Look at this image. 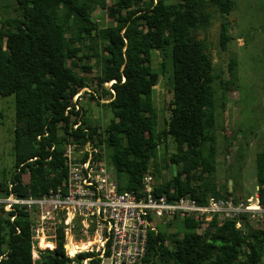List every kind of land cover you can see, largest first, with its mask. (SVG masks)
<instances>
[{"label":"trees","instance_id":"trees-1","mask_svg":"<svg viewBox=\"0 0 264 264\" xmlns=\"http://www.w3.org/2000/svg\"><path fill=\"white\" fill-rule=\"evenodd\" d=\"M14 1L17 16L0 21V95L14 94L15 110L14 173L8 182H0V194L40 196L61 184L68 136L110 147L118 189L136 192L159 144L169 135L174 142L166 164L170 179L156 185V192L169 198L189 195L201 203L211 196L227 197V186L219 189L213 181L212 60L197 34L209 27L217 12L224 18L218 45L227 48L231 39L228 0H143L137 7L134 0H111V22L103 27L91 13L96 6L104 9L105 0ZM70 29H74L73 37L68 35ZM81 34L94 43L98 38L103 41L99 83L110 82L102 87V95L108 96L105 105L112 117L100 133L96 126H81L85 123L82 109L72 99L85 86L73 70L78 51L74 43ZM152 51L162 56V72L164 60L172 66L170 115L161 131L155 130L151 98L159 77L151 67ZM234 64L229 58L228 71ZM78 121L77 128H72ZM255 168L256 193L264 206V152L257 153ZM25 172L23 182L20 174ZM0 210V264L71 261L64 253L60 228L46 243L37 241L43 250L35 259L28 213L18 205ZM259 222L264 225V220ZM239 224L236 227L234 219L220 223L213 219L198 233L197 222L189 217L167 222L149 233L143 264H260L264 229L250 227L247 214L240 215ZM171 225L181 226L182 231L167 232ZM66 245L70 255L88 248L86 242L75 244L68 237ZM88 255L92 253L79 252L77 263ZM98 263L99 258L93 257L86 264Z\"/></svg>","mask_w":264,"mask_h":264},{"label":"rangeland","instance_id":"rangeland-1","mask_svg":"<svg viewBox=\"0 0 264 264\" xmlns=\"http://www.w3.org/2000/svg\"><path fill=\"white\" fill-rule=\"evenodd\" d=\"M142 1L134 0L133 7H137ZM170 1L178 2L179 0ZM110 4L111 0H105L104 9L96 6L91 13L99 27L111 22L108 14ZM225 6L227 27L231 37L227 48L222 50L218 45L219 26L224 18L217 12L214 13L209 27L203 32H198L197 37L204 40L212 60L211 86L214 94L210 110L214 116L213 132L216 146V168L213 181L219 189L227 186L229 192L227 196L241 200L252 197L256 193V155L264 152V0H228ZM17 14L14 0H0V21L15 17ZM72 30L74 31V29L68 31L71 37H73ZM101 43L103 41L99 38L94 43L81 34L80 39L74 43L78 51L74 58L76 66L73 67V70L83 78L85 85L78 91L79 98L76 100L82 109L81 117L85 121L81 126H96L99 133L112 117L110 108L105 105L108 96L102 95V87H109L110 82L102 86L99 83L102 68L99 49ZM161 58L160 53L152 51L151 67L159 74L151 94L156 131L166 127L173 97L172 66L170 67L168 60H164L166 64L162 72ZM229 58H233L235 62L230 71L227 68ZM81 65L88 68H81ZM14 112V94L0 95V182L5 183L14 173ZM61 132L65 134L66 131L61 129ZM97 144H100L98 147L102 150L109 176L117 179L112 163V149L104 143ZM157 150L156 157L150 160L147 170L155 185L170 179V170L166 164L169 163V154L174 150L172 138L169 135L165 137ZM121 176L124 177L123 174ZM20 178L24 180L23 182L27 181V172L21 173ZM4 196L3 193L0 194V198ZM0 208L3 209L1 203ZM3 210L6 211V209ZM257 218H248L249 226L264 229V225ZM29 219L32 226L33 248L36 249L33 251L35 259L37 252L43 250L37 245L39 237L43 236L49 241L55 237L58 228L63 232L64 253H68L64 245L67 237L75 244L87 239L78 222L71 235H66L59 214H54L52 219L45 220L42 228L43 235L35 217L29 216ZM166 231H182V227L176 228L175 225H171L166 228ZM88 234H92L91 228ZM78 252H86V249ZM76 253L69 254L70 264H78ZM88 256L81 258L80 264H85V258ZM260 264H264V257Z\"/></svg>","mask_w":264,"mask_h":264},{"label":"built area","instance_id":"built-area-1","mask_svg":"<svg viewBox=\"0 0 264 264\" xmlns=\"http://www.w3.org/2000/svg\"><path fill=\"white\" fill-rule=\"evenodd\" d=\"M78 98L79 92L72 99L76 102ZM75 109L79 107L75 105ZM79 124L71 125L76 129ZM99 145L68 136L63 153L66 175L61 184L40 196L27 194L20 198L8 193L0 198L2 208L12 210L18 205L24 209L38 221L42 235L45 220L54 214L60 215L66 235H71L78 222L87 238L84 241L91 242L86 252L92 255L85 261L97 257L98 264H143L149 233L170 221L189 217L197 222L196 231L201 233L213 219L218 223L234 219L236 227H240L242 214L264 220V206L257 193L241 200L211 196L202 203L189 195L169 198L156 192L148 171L136 192L119 190L116 179L107 172ZM65 255L68 257L69 252Z\"/></svg>","mask_w":264,"mask_h":264},{"label":"bare ground","instance_id":"bare-ground-1","mask_svg":"<svg viewBox=\"0 0 264 264\" xmlns=\"http://www.w3.org/2000/svg\"><path fill=\"white\" fill-rule=\"evenodd\" d=\"M253 207H254V206H252V208H253ZM38 240H39L41 243H46V242H47V240H45V239L43 238V236H40ZM66 241H67V238H66ZM84 242H86V241H84ZM86 243L88 244V246L91 244V242H86ZM64 245L66 246V248L68 249V252H69V254H70V249L67 247L66 242H65Z\"/></svg>","mask_w":264,"mask_h":264},{"label":"water","instance_id":"water-1","mask_svg":"<svg viewBox=\"0 0 264 264\" xmlns=\"http://www.w3.org/2000/svg\"><path fill=\"white\" fill-rule=\"evenodd\" d=\"M174 167V165H171V168H173Z\"/></svg>","mask_w":264,"mask_h":264}]
</instances>
